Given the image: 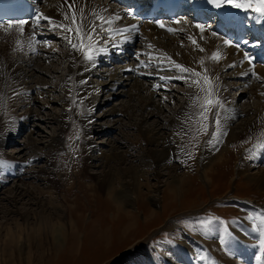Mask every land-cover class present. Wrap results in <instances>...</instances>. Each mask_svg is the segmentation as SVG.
Wrapping results in <instances>:
<instances>
[{
	"label": "bare ground",
	"instance_id": "bare-ground-1",
	"mask_svg": "<svg viewBox=\"0 0 264 264\" xmlns=\"http://www.w3.org/2000/svg\"><path fill=\"white\" fill-rule=\"evenodd\" d=\"M194 1L201 5L204 4V6L208 7V11H218L220 7L228 6L236 8L233 6L235 3H240L242 5L251 3L254 7L257 5V0ZM39 2L42 4L40 15L48 18L42 19V21L45 22L44 25L35 23L34 27H31L30 23L26 22L23 25V33H18L15 30L10 33H4L2 28H0V37L7 36L8 38V42L4 46H0V62L4 61L5 65H8L5 73L0 69V133L2 132L1 129H3L4 116H6L3 110L4 96L6 95L4 90L12 89L20 77V71L18 70L17 65L19 58H16L18 55L15 50H25L27 53L31 54L27 60L28 63H36L37 58L46 59L49 57L48 53L44 52V47L47 44L44 41H39L38 38L43 36L48 40V37H57V39L64 44L62 57L66 62V75L62 87H64L66 96L65 98L54 97L52 93L55 91L57 85L48 84L42 81V79L40 80L47 89L46 95L48 94L49 96V98L43 101H38V99H36L41 105V109L43 107L50 109L51 104H58L61 107V113L48 114L49 119L52 123L57 125L58 129L56 128L57 132L55 134L52 133V135H50L45 141V148L38 147L37 142L29 140L30 154L27 162H34L41 158L45 159V166L51 169V173H54V170L58 166V159L62 157V155L59 154V151L62 148L61 140L63 137V128L67 126L72 118L77 117L81 122L82 129L86 131V112H88V110L93 111L99 105L98 98L100 92H102L97 88L94 89L93 93L89 94V79L94 73H96L95 65L97 62H102L107 65L110 59L107 57L108 54L114 55L115 60H118L121 63L118 62L114 65L115 68H112L111 66L110 68L103 69L106 71L104 74L106 81L104 80L103 86L111 88L112 90L115 89V84L111 83L112 77L115 72H119L120 75H123V80L126 81L124 84L129 87L125 91L118 92V95L127 96L129 103L123 109L120 108L119 110L116 107H112V115H115L116 112H121V114L127 115L131 120L130 126L135 128V130H138L136 136L137 141L134 143L136 148L144 145V148L141 149L142 153L140 152L141 156L137 158L139 163L135 168L121 167V163L125 161L126 154H130L131 152L129 151L131 148L129 145H126V150L123 152L121 149L120 151L112 149L110 153L103 155L102 152L98 151L99 154L96 160L99 161L102 158V164H96V162L90 164L92 162L91 159L87 160L88 142H86L84 138L81 142H78L75 134H71L70 150H73L74 155L79 158L78 160L79 165H81L82 174L89 167L96 168L99 166H108V169L103 171H99V169L98 172H96V170L92 171L90 174L93 175L96 183L93 185L87 183L86 188L83 191L84 196L87 199L85 204H89L92 200L97 204H95L98 209L96 210L97 215L94 221H83V217L78 211L79 207H74V204L70 207L67 204L68 206L65 208V210L67 209V211H70H66L67 215L74 218V214L79 219H76V221L70 219V222L67 224L69 230H71L70 235L72 240L75 239L72 236H75L78 230L89 227L90 231H95L94 227L96 226V222L104 219L105 213L110 210V206L113 207L116 216L118 214L129 220L130 215L127 216L128 213L125 214V212L122 211L121 206L130 204L135 198L133 194L135 190L141 186L139 181L146 178V173H149L146 169L150 166H165L164 168L168 170V172L165 173L168 180L164 181V186L162 185L163 187L161 189L156 190V188H153L150 190V200L155 203L161 197L162 200L175 202L181 195L184 196L186 191L191 190V187L188 186V189L184 191L183 187L187 186L189 179L192 184L197 182L198 179L196 173L205 181L211 182L212 179L210 176L215 173V166L217 165L216 161H225L226 156L231 152V146H234L243 138L252 140L255 136L264 137V63L259 60L261 54L264 53V15H261L260 12L255 11L252 14V20L247 24V26L250 27L249 35H256V42L250 43L248 47L237 46V44L231 43L225 44L224 42L227 40L218 35L210 26H208V24L204 25L201 22L190 18V20H187L188 18L185 17L179 18L175 23H168V25L171 26V29H173L171 32L165 31L164 29H157L150 23H144L141 25L144 30V34H141L140 36V42L142 44L140 46L141 48L139 49L138 46L137 51L134 53H130L133 50V47L130 44H126L128 39L122 37L123 34L116 33L112 35L111 32H105L98 28L97 33L93 34L91 41L93 47L90 55L97 51L101 52V54L97 56L96 60H93V58L88 60L85 58L83 52L73 49L69 45L67 39H65V37H70L73 43H79L72 33L66 32L59 27H53L52 24L49 23V20L53 21L55 24L71 23L70 19H65L66 14L71 17V11L68 9L65 0H39ZM68 2L71 3V0H68ZM217 3L220 7H216ZM108 4L109 2L106 3L102 0L100 3H96L94 0H77L76 8L79 9L80 7H83L85 9L87 20L96 24H100L101 22L96 21L93 16L89 15V13L93 10L100 12L101 8H106L108 10L107 12H101V15L106 17L118 15L120 17L119 20H114L113 24L110 26L111 28L114 29L126 24L127 22L122 18V15H124L123 7L114 4H111V7ZM250 8L251 7H241L237 9L247 11ZM6 25L7 24L4 26ZM197 25L202 26L203 31L200 27H197ZM104 27L107 28L109 26L104 25ZM43 28H46L47 31L43 32ZM53 30L56 31L53 32ZM31 34L36 35V40L31 38ZM189 37L192 39H189ZM17 39L20 41L19 44L16 42ZM193 40L196 41L195 44H193ZM136 41L137 40H134V42ZM84 43L88 44L89 41L85 40ZM149 45H152V47H149ZM119 48H122V51H118ZM33 49H35V51H33ZM214 52L219 53L220 59L214 60L210 58ZM130 55H133V57L134 55L136 56L138 60L136 64L130 65L126 62V59ZM169 58H171V61H175V63L180 64L185 68L192 69L195 73H200V76L197 77L192 73L180 72L172 66ZM149 61L152 62L154 68H151L148 65ZM106 65H103V67H107ZM135 65H140V68L142 69H134ZM226 69H229L228 71H230L228 79L233 81L231 82L232 85L239 82V85H242L244 89L247 87L242 94H247V96L252 99V103L249 104L245 110L236 106V102L235 105L232 106L229 103H226L224 99L227 85H225V81L221 75ZM35 71H38L40 74L46 72L50 73L47 70L44 71L40 67ZM176 72L183 74V81L187 86V90L181 96L179 109L176 112L169 109L164 115V121L161 119L153 127L144 125L143 127L142 124L146 122L148 115H157L156 110L158 112V109L163 107L161 106V101L171 100V93L169 90H171L172 87L168 84L170 79L162 80L160 77H172V79H174V74L176 75ZM33 74L31 73V80L35 84L37 80L34 79ZM205 75L209 78L211 82L210 85H205L204 80L202 79ZM225 77H227L226 74ZM143 80H152V82L149 86H146V83ZM193 81H199V83L196 84L193 83ZM202 87L206 90L210 87L212 92L211 98L218 100L219 104L213 106L212 110L209 112L211 114L209 135L201 137L198 141V138H194L193 136L197 118H201V105L204 104V97L206 95V91H201ZM159 93L164 94L165 97L163 100L154 98L156 97L155 95ZM112 94L113 93H110V95ZM107 100L108 99L105 101ZM131 101H134V103L131 104ZM156 101L160 102L158 103ZM24 102L29 104L27 100ZM78 103L82 107V112L78 111L75 113L74 110ZM220 105H223V107ZM149 107H155L156 109L155 111L149 110L145 116L143 113H145L144 111ZM136 110H138V112ZM135 111L138 113L136 116H134ZM139 111H142L143 113L139 114ZM160 111H162V109ZM22 115L23 118L25 117L24 120L30 118L29 116L35 118L39 117L38 114H34L30 108H28ZM217 120H219V124L216 123ZM108 121H110L109 128H111L119 120L109 118ZM26 122L27 121L23 122L22 129H24V124H27ZM212 133H215V135L213 138H209ZM13 135L14 131H11L10 136L12 137ZM198 136L199 134L196 135V137ZM191 148L195 149V153H189L188 150ZM243 148L244 147L241 146V148L235 152L237 155L235 161L241 155ZM192 157L194 159L190 160ZM249 160L251 164H247L245 161H241V159L237 162L236 166L238 167V172L244 170L247 172L251 170V167H257V163L264 160V148H261L258 153L253 154ZM111 162H114L115 164L112 165ZM179 165L185 172H182L181 174L176 173V170L180 169ZM25 167L26 163L22 164L16 161L0 159V171L3 172L2 177H0V190L4 188L3 181L21 177L23 175V170H25L24 172L26 173H30V175L41 176V178L43 177L45 183L53 180L52 177L54 174L47 173V170L43 166H35L28 169H25ZM17 169H20L22 175L16 174L18 171L15 172V170ZM189 170L194 171V173H188ZM154 174L163 175L164 173L154 171ZM63 175L64 173L61 174L62 178L58 179L61 184L66 181V177L64 178ZM243 177L248 178L257 189L258 187L264 188V168H258L257 172H249ZM96 186L100 192L106 195V201H96L98 197L96 192H99L96 189V192H94ZM28 187L29 186L25 188L23 184L18 185L16 183L9 190H2L4 196L0 197V200L4 201V205L2 208L0 207V214H2L0 216L3 218L9 216L14 212L13 210H10L9 207L17 202L16 200H18L19 197L20 200L27 197L28 201H30V205H38L40 208V210L38 209V212L23 211L22 213H17V210H15V214H20L21 217H24L25 221L29 218L32 219V223H30L32 224L33 229L28 227V231H26L27 237L32 230H34L33 232L38 233L39 231L46 229L51 237H53V241L58 243L59 240L63 239V233L65 231V226L61 223V218H63L61 217V213L64 212V210L61 209L62 205L57 198L58 196L56 197V195H54L52 191H49V189L46 191L41 190L39 195L36 196L35 194L33 195V191L31 192ZM162 192L164 196H159ZM141 197H143V195ZM42 198L46 202L39 204V201H42ZM63 200L65 203L66 199ZM76 200L77 199L75 198L73 201ZM110 202L111 205H109ZM45 204L47 206H45ZM47 208L50 210H47ZM31 212L32 216L30 217ZM127 225V222L124 224L122 223L121 227H118V230H123ZM171 225L172 222L166 224L167 227ZM245 225L247 230L252 231L253 234L257 233L254 224L245 222ZM16 228L18 230L6 234V237L9 238L8 242L18 244L23 243L22 237L24 238V235L21 234L19 226ZM109 230L110 229H107L106 226L103 228L101 239L107 240L109 238ZM217 234V229L211 224L208 227V235L211 240L198 239L192 236V239L189 240L188 247H193V244L200 245L201 242L204 246L210 248L215 256H219L220 252L223 250V246L218 243L216 244L213 241V239L217 237ZM245 235V232L237 233L236 230L234 232V237H238L239 240L247 242V240L244 239ZM249 241L250 245H248V248L241 254L243 261L242 264H255V261L250 260V256L252 252L256 250L257 242L251 238ZM233 244L232 239L227 243L229 246H232ZM179 246V241L174 244H165L162 241H158V249L162 250V256H158L157 253H151V255L157 260H166L167 264H170L174 259H179L180 262L184 264L187 261V256H182L179 253L177 249ZM243 248L244 247H239L240 250ZM192 257H195V255L193 254ZM195 259L202 260V258L200 259L197 257H195ZM260 264H264V260H261Z\"/></svg>",
	"mask_w": 264,
	"mask_h": 264
},
{
	"label": "rangeland",
	"instance_id": "rangeland-1",
	"mask_svg": "<svg viewBox=\"0 0 264 264\" xmlns=\"http://www.w3.org/2000/svg\"><path fill=\"white\" fill-rule=\"evenodd\" d=\"M94 1L100 3L101 0ZM102 1L107 3L105 0ZM108 5L112 7L111 4ZM42 31L46 32L47 29L43 28ZM55 31L56 30H53V32ZM53 38L54 37H48V39ZM138 41L139 40L136 42ZM7 42V36L0 37V46H4ZM51 43L52 44H50V46L47 45L44 50V52L48 53L49 57L46 59L37 58L36 63H28L27 60L31 54L27 53L25 50H15L18 55L16 58H19L17 65L20 71V77L12 89L4 90L6 95L4 96L3 110L6 116H4L3 129H1L2 132L0 133V159L16 161L22 164L26 163L25 169L43 166L47 170V173L54 174L52 177L53 180L45 183L43 177L30 175V173L24 172L25 170H23L22 175L20 169H17L15 172L18 171L19 173L16 172V174L22 176L3 181L4 188L0 190V197L4 196L3 191L5 189H11L16 183L18 185L23 184L25 188L29 186V190H31V192L33 191V195L35 194L36 196L39 195L41 190L46 191L49 189L56 197L58 196L57 198L62 205L61 209L64 210V212L61 213V217H63L61 218V223L68 228L67 224L70 222V219L74 221H76V219L79 220L74 214V218L66 214L69 211H67V209L65 210L68 205L70 207L74 204V207H79L78 211L80 215H82L83 221L88 222L95 220L97 215L96 210L98 209V207H96L97 204L93 200L89 204H85L87 199L83 191L87 183H91V185L96 183L93 175L90 174L92 171L96 170V172H98V169L99 171L108 169L107 165L105 167H89L82 174L79 158L74 155L73 150H70L71 134H75L78 142H81L83 138L88 142L87 160L91 159L92 162L90 164L94 162H96V164H102L101 157L99 161L96 160L99 152H102L103 155H107L112 149L117 151L121 149L123 152L126 150V145H129L133 148L132 150L130 148V154H126L125 161L121 163V167L135 168L139 163L137 158L141 156V149L144 148V145L138 146L140 148H136L134 143L137 141L136 136L138 130L130 126L131 120L127 115H123L121 112H116L115 115H112V107H116L119 110L120 108L123 109L129 103L127 96L118 95V92L125 91L129 87L124 84L126 81L123 80V75H120L119 72H115L112 77V82L110 81L115 84V89L112 90L111 88L103 86L104 80L106 81L104 77L106 71L103 69L110 68L111 66L115 68L114 65L118 62L121 63L115 60L114 55L108 54L107 57L110 59L107 65L102 62H97L95 65L96 73L89 79V94L93 93L94 89L97 88L102 92H100L98 98L99 105L93 111L88 110V112H86V131L82 129L81 122L77 117L72 118L67 126L63 128V137L61 140L62 148L59 151L62 157L58 159V166L54 170V173H51V169L45 166V159L41 158L34 162H27L30 154L29 140L37 142L38 147L43 148L45 146L44 144H46L45 141L52 133L55 134L58 129L57 125L51 122L48 114L61 113V107L58 104H51L50 109L45 107L41 109V105L38 101H43L49 98V96L48 94L46 95L47 89L40 80L42 79V81L48 84L57 85L55 91L52 93L54 97L65 98L66 96L64 87H62L66 75V62L62 57L64 44L58 40L57 37L51 40ZM141 44L140 42L138 45L139 49L141 48ZM137 61L135 55L134 57L130 55L126 59V62L130 65L136 64ZM103 65L107 67H103ZM149 66L154 68L150 63ZM7 67L8 65H5L4 61L0 62V69L3 73L7 71ZM38 67L50 73L46 72L40 74L38 71H35ZM228 70L229 69L223 71L221 75L225 81V85H227L224 99L226 103L232 106L235 105L236 102V106L245 110V108L252 103V99L249 98L247 94H242L247 87L244 89L242 85H239V82L232 85L231 82L233 81L228 79L230 75V71ZM31 73H34L33 77L37 80L35 84L31 80ZM225 74L227 77H225ZM174 76V79L168 81V84L172 87L171 90H169L171 93V100L156 101L158 103L160 102L163 107L158 109V112L156 110L157 115H148L146 118L147 123L144 122L142 126L153 127L161 119L164 121V115L169 109H172L174 112L179 109L181 96L187 90V86L183 81L182 73L179 74V72H176ZM143 81H145L146 86H149L152 82V80ZM110 93L113 94L110 95ZM155 96L154 98L158 100H163L165 97L163 93H159ZM36 99H38V101ZM106 99L108 100L105 101ZM23 100H27L29 104ZM130 103L132 104L134 101ZM28 108H30L34 114L37 113L40 118L29 116L30 118L24 120L25 117L23 118L22 114L25 113ZM155 109V107H149L144 111L145 113L139 111V114L143 113L146 116L149 110L155 111ZM161 109L162 111H160ZM74 111L75 113L78 111L82 112V107L79 103ZM136 111L138 112V110ZM136 111L134 112V116L138 115ZM207 116L208 119L206 121L197 118L193 137L198 138V141L201 137L209 135L211 114L208 112ZM109 118L119 120L116 123L117 125L115 124L109 128ZM25 121H27V124H24V129H22L21 127ZM201 124L207 125L206 131L201 130ZM11 131H14L12 137L10 136ZM197 134H199L198 137H196ZM213 136L212 133L209 138H213ZM250 140L251 139L247 138L241 139L237 144L230 147L232 150L230 149L231 152L228 153L225 161H216L215 173L212 172L214 174L210 176L212 179L211 182L205 181L196 173L197 182L192 184L189 179L187 186L183 187L184 191L188 189V186L191 187V190L186 191L184 196L181 195L175 202L162 200L161 197L155 203L150 200V190L153 188H156V190L161 189L164 186V181L168 180L165 175L168 170L164 168L165 166H150L146 169L149 172L145 175L146 180L143 179V176V180L139 181L141 186L135 190L133 194L135 198L130 204L121 206L122 211L125 212V214L128 213L127 216L130 215L129 220L118 214L116 216V212L113 207L110 206V210L105 213L104 219L96 222V228L94 227L95 231H90L89 227L78 230V235L72 236L75 238L73 240L70 235L71 230L65 227L63 239L59 240L58 243L53 241V237H51L46 229L38 233L32 230L27 237L26 231H28V227H33L31 224L32 219L26 218L28 219L26 220L28 222H26L24 217H21L20 214H15V210H17V213H22L23 211L38 212L40 208L38 205H30V201H28L27 197L21 200L19 197L18 200H16L17 202L9 207V209L14 212L6 218L0 216V264H167L166 260H157L151 255V253H157L158 256H162V250L158 249V241H162L165 244H174L179 241L180 246L177 247L179 253L182 256H187V261L184 264H242L241 254L248 248V245H250V238L257 242V248L252 252L250 260L255 261V264H260L261 260H258L257 257H262L264 253L261 252L259 243L260 221L256 219V217L260 214H264V188L258 187L257 189L248 178H244L243 176H246L249 172H257L258 168H264V160L259 161L257 167H251V170L247 172L246 170L238 172L239 170L236 166L240 159L247 164H251L249 158L261 150V148L254 147V145L258 142H264V137L255 136L254 139ZM241 146L244 148L241 151V155L235 161L237 157L235 152H237ZM188 151L192 154L195 153L194 148ZM193 159L192 157L190 160ZM111 163L112 165L115 164L114 162ZM179 168V170H176V173L181 174L185 172L181 166ZM154 171L164 174H154ZM0 172V177H2L3 172ZM62 173H64V178L66 177V181L63 184L58 181V179L62 178ZM188 173H194V171L189 170ZM95 189L98 190L97 186L94 188V192H96ZM96 193L98 195L96 201L107 200L105 198L106 195L102 192L99 191ZM142 195L143 197H141ZM160 195L164 196L163 192L159 194V196ZM75 198L77 200L73 201ZM63 199H66L65 203ZM1 201L2 200H0V207L2 208L4 201ZM44 202L46 201L42 198L39 204ZM109 205H111V202ZM45 206L47 205L45 204ZM47 210L50 209L47 208ZM31 214L32 212L30 213V217L32 216ZM124 221L128 223L127 227L121 231L118 230V227H121V224L125 223ZM169 222H172V225L167 227L166 224ZM245 222L254 224L257 233L253 234L252 231L247 230ZM211 224L218 231L217 237L214 238L213 241L223 246V250L220 252L219 256H215L211 249L204 246L201 242L200 245L193 244V247H188L189 240L192 239V236L198 239L211 240L208 235V227ZM17 226L20 227L21 234L24 235V238L22 237L23 243L8 242L9 238L6 237V234L18 230L16 228ZM105 226L107 229L111 230H109V238L107 240L101 239ZM235 230L237 233L245 232L246 235L244 239L247 240V242L239 240L238 237H234ZM230 239H232L234 243L232 246L227 245ZM239 247L244 248L240 250ZM193 254L197 258H202V260L195 259V257H192ZM170 264L183 263H181L179 259H174Z\"/></svg>",
	"mask_w": 264,
	"mask_h": 264
},
{
	"label": "snow or ice",
	"instance_id": "snow-or-ice-1",
	"mask_svg": "<svg viewBox=\"0 0 264 264\" xmlns=\"http://www.w3.org/2000/svg\"><path fill=\"white\" fill-rule=\"evenodd\" d=\"M65 3L68 6V9L71 11V17H69L67 14L65 15V19L71 20L70 24H55L53 21L49 20V23L52 24L53 27H59L62 30L72 33L79 43H73L72 39L70 37H65L67 39L69 45L73 49H77L81 52L84 53V56L86 59L91 60L92 56L90 55V52L92 51V38L93 34L97 33V29L99 28L102 31L105 32H112V31H118V32H124L127 31V29H113L110 26L113 24L114 20H119L120 17L117 16H104L101 15V12H107L108 10L106 8H101L100 12H97L93 10L89 15L93 16L96 21H100V24L93 23L91 21L87 20V16L85 15V9L83 7H80L79 9L76 8V3L77 0H71V3L68 2V0H65ZM236 8H241V7H253L251 3H248L247 5H242L240 3H235L233 5ZM216 7H220V5L217 3ZM254 11L260 12L261 15H264V0H257V5L253 7ZM79 14V18H78ZM40 19H48L47 17H43L42 15H38L36 23L39 24ZM25 21H18L15 22H7V25H0V28H2L4 33H10L11 31L15 30L18 33H23V25L25 24ZM159 24L160 27H164L163 24H161L159 21L156 22ZM104 25H108L109 27H104ZM133 29H135V25L131 26ZM197 27H200L201 30L203 31L202 26L197 25ZM169 32L173 31V29L169 28ZM189 39H192L189 37ZM88 40L89 43L85 44L84 41ZM17 44L20 43L19 39H17ZM193 44L196 43L195 40L192 41ZM225 44L229 43V41H225ZM149 47H152V45H149ZM104 50V49H101ZM35 51V49H33ZM211 59L218 60L220 59V55L218 52H214L212 56L210 57ZM171 64L173 67L178 69L180 72H186V73H192L193 75L199 77L200 73H195L193 72L192 69L185 68L180 64L175 63V61H171V58H169ZM160 79L165 80V79H172V77H160ZM202 79L204 80L205 85H210V80L207 77V75L203 76ZM83 83V82H82ZM193 83L198 84L199 81H193ZM201 91H206V95L204 97V104L201 105L202 111L200 112V117L202 121H206L208 119L207 113L212 110V107L219 104L218 100L212 99V92L211 88L209 87L207 90L205 88H201ZM223 107V105H220ZM217 124H219V120L216 121ZM201 130L206 131L207 130V125L206 124H201ZM215 135V133H213ZM254 147L257 148H264V142H258ZM260 221V247H261V252L264 253V214H260L256 217ZM258 260H264V256L262 257H257Z\"/></svg>",
	"mask_w": 264,
	"mask_h": 264
}]
</instances>
